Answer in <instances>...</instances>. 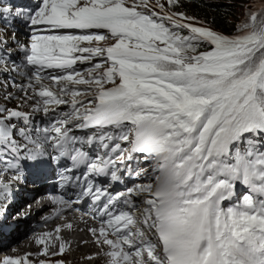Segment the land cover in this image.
Here are the masks:
<instances>
[{
    "label": "snow or ice",
    "instance_id": "snow-or-ice-1",
    "mask_svg": "<svg viewBox=\"0 0 264 264\" xmlns=\"http://www.w3.org/2000/svg\"><path fill=\"white\" fill-rule=\"evenodd\" d=\"M184 3L0 0V76L22 93L15 108L0 104V200L28 162H70L60 187L75 198L53 202L84 204L97 221L87 231L102 251L87 260L264 264V0H245L231 32ZM29 100L46 127L22 110ZM62 229L73 224L35 238L43 259L0 264H68Z\"/></svg>",
    "mask_w": 264,
    "mask_h": 264
},
{
    "label": "trees",
    "instance_id": "trees-1",
    "mask_svg": "<svg viewBox=\"0 0 264 264\" xmlns=\"http://www.w3.org/2000/svg\"><path fill=\"white\" fill-rule=\"evenodd\" d=\"M234 0H186L180 9L203 19L215 29L231 32Z\"/></svg>",
    "mask_w": 264,
    "mask_h": 264
},
{
    "label": "rangeland",
    "instance_id": "rangeland-1",
    "mask_svg": "<svg viewBox=\"0 0 264 264\" xmlns=\"http://www.w3.org/2000/svg\"><path fill=\"white\" fill-rule=\"evenodd\" d=\"M186 1V0H185ZM235 1V3H234V10H233V17H232V23H235L237 20H238V18H240L241 17V14H242V12L244 11V9L242 8V5L245 3V0H234ZM187 13V12H186ZM188 15H191V14H189V13H187ZM191 16H193V15H191ZM197 20H199V21H204L203 19H200V18H197ZM208 26H210V27H213L211 24H209L208 22H206V21H204ZM214 28V27H213ZM215 29V28H214ZM215 30H217V29H215ZM217 31H219V30H217ZM79 249H81L82 250V248H79ZM89 251H93V250H91V248L89 249ZM70 257H72L73 258V255L71 254L70 255ZM80 259V258H79ZM81 263V261H79L78 262V264H80ZM84 264H85V262H84Z\"/></svg>",
    "mask_w": 264,
    "mask_h": 264
},
{
    "label": "bare ground",
    "instance_id": "bare-ground-1",
    "mask_svg": "<svg viewBox=\"0 0 264 264\" xmlns=\"http://www.w3.org/2000/svg\"><path fill=\"white\" fill-rule=\"evenodd\" d=\"M80 248H82V247H80ZM82 255V254H81ZM81 255H79L77 258L79 259V258H81L80 256ZM85 262V264H99V262H100V260H96V261H84ZM96 262V263H95ZM84 264V263H83Z\"/></svg>",
    "mask_w": 264,
    "mask_h": 264
}]
</instances>
